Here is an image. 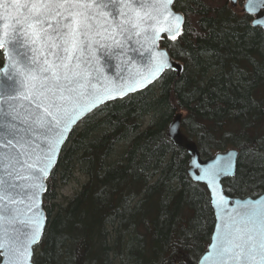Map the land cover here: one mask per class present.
I'll list each match as a JSON object with an SVG mask.
<instances>
[{"label": "trees", "instance_id": "1", "mask_svg": "<svg viewBox=\"0 0 264 264\" xmlns=\"http://www.w3.org/2000/svg\"><path fill=\"white\" fill-rule=\"evenodd\" d=\"M174 5L184 29L162 43L184 62L182 74L166 70L71 131L47 180L49 230L36 264H197L214 209L208 187L188 174L190 154L167 134L178 108L205 156L240 149L236 175L224 180L229 193L264 190V27L229 0ZM78 171L87 179L58 203V188Z\"/></svg>", "mask_w": 264, "mask_h": 264}, {"label": "snow or ice", "instance_id": "2", "mask_svg": "<svg viewBox=\"0 0 264 264\" xmlns=\"http://www.w3.org/2000/svg\"><path fill=\"white\" fill-rule=\"evenodd\" d=\"M172 2L135 0V5H125L129 15L123 24L117 25L121 31H135L137 36L144 33L146 42L150 40L153 45L152 49H145L150 67L149 75L142 80L158 76L165 68L167 53H160L157 60L154 51L160 34H171L173 41L180 34V23L172 24L169 20L172 16L177 21L182 20L180 15L171 12L169 6ZM253 3L264 8V0H253ZM88 8L89 5L82 0H10L8 7L5 0H0V9H4L0 19L12 22L3 24L5 29L11 27L15 35L16 25L22 27L34 21L29 27L37 40L46 37V47L62 48L64 53H54V61L45 60L43 66H38V75L29 67L26 70L29 73L27 87L19 96L9 95L0 104V258L4 264H31L33 246L42 238L45 218L41 194L47 191L45 179L50 175L57 156V145L61 143L65 130L63 125L70 119L67 105H78L89 87L91 73L80 65V58L76 56L80 51V34L84 33L89 40L99 36L102 40L115 41V36L103 34L108 29L88 14ZM45 24L54 35L43 27ZM3 46L0 42V49ZM16 71L15 64H12L3 73L11 78V72ZM128 90H134V86L129 85ZM106 91L119 96L125 94L119 86ZM25 103L27 110L23 108ZM22 112L25 115L22 116ZM231 167V161H225L219 167L208 166L204 175L197 179L207 178L210 184H214L218 177L228 175L227 170ZM258 203L226 213L222 233L211 244L213 251L209 253L214 256L216 264H264V206L257 207Z\"/></svg>", "mask_w": 264, "mask_h": 264}, {"label": "water", "instance_id": "3", "mask_svg": "<svg viewBox=\"0 0 264 264\" xmlns=\"http://www.w3.org/2000/svg\"><path fill=\"white\" fill-rule=\"evenodd\" d=\"M175 1L176 0H173L172 4L169 6L170 10L180 15L182 20L177 21L175 16L170 17L169 20L172 24L177 22L180 23L181 34L187 16L183 9H177L175 7ZM229 1L233 7L239 4V0ZM22 2H25V0H22ZM27 2H34V0H27ZM82 2L89 5L88 14L100 20V23L104 24L108 29V31L103 34L105 36H115V41L111 39L102 40L99 36H96L94 40H89L84 33L80 34V51L76 53V56L80 58L78 61L80 65L86 67L91 73L88 78L89 87L84 95L80 97L78 105H67L70 111V119H67L63 125L65 130L63 131L61 143L57 145V156L53 161L50 175L60 160L59 156L64 148L63 146L70 138L71 131L80 124L83 118L92 113V110L103 105V103L107 101L122 98L129 93L147 88L149 84L159 80L163 73L170 68L176 70L177 74L181 75L185 66L184 62L176 58L168 49L167 45L162 43V39H164L165 36L170 38L171 34L161 33L156 42L154 51L157 54V60L159 59L160 53H167L164 57L166 61L165 68L158 76L142 80V77H147L149 75L148 68L150 67L147 63L148 52L145 51V49H152L153 45L150 40L146 42L144 33L137 36L135 31H121L117 26L118 24H123L129 15V10L125 5L128 3L135 5V0H82ZM144 2L150 3L152 0H144ZM243 2L241 7L242 11L253 14L252 24L264 27V8L256 7L253 0H244ZM9 4L10 0H5V6L8 7ZM250 8L251 11L249 10ZM3 11L4 9H0V13ZM8 11L11 12V9L8 8ZM26 15L27 13L24 12V16ZM21 19H23V17H21ZM256 21H261V23L257 24ZM51 22L53 24L55 23L54 21ZM5 23L12 22L0 19V42L4 45L2 48L4 61L0 63V104H3L9 95L19 96L24 88L27 87L28 80L26 77L29 73L26 70L29 67H31L32 73L38 75V66H43L45 60L54 61V53L64 55L62 48L49 49L46 47L44 43L46 37L37 40V36L34 34L33 29L29 27V24H33L34 21H29L22 27L16 25L17 31L15 35H13V29L11 27L8 29L3 27ZM43 27L49 34L54 35L51 29L47 28V24L43 25ZM180 34L177 37H179ZM137 41H139V43ZM57 43H59L58 40ZM141 45H143V47ZM33 60H35V64L30 63ZM12 64H15L17 71L11 72V78H9L8 75L3 73V70L5 68H10ZM129 85H133L134 90H128ZM117 86L124 89L125 94L123 96L116 95L111 91H106V89H112ZM14 89H18L19 91H13ZM23 108L27 110L28 105L25 103ZM21 115H25V112H22ZM181 115L182 114L179 112L170 124L169 135L176 143L186 147L191 154L190 174L194 179L197 180V177H202L204 175V169L208 166L219 167L225 161H231L232 163V167L227 170L229 174L218 177L214 184H210L207 178L199 179L204 181L210 188L212 204L216 214V224L212 231L210 244L207 250L201 254L202 256L198 264H216L214 256H210L209 253L213 251L211 244L215 243L216 238L222 233L223 223L227 219L226 213H234L237 210H242L244 205H252L253 202L257 201L259 202L256 205L257 207L264 206V190L255 196L247 194L242 197L228 194L223 179L235 173L238 164V149L230 147V149L219 151L216 155L208 159H203L199 152L197 141L189 138L188 135L181 130ZM49 176L45 179L46 188L48 187L47 180ZM45 192L46 191L41 194V208L45 218L42 236L49 220V216H47V211L43 205ZM222 197L224 198L223 200H221ZM36 245L37 244L33 246L31 264H35L33 256ZM205 257H207V259H205ZM0 264H4L2 258L0 259Z\"/></svg>", "mask_w": 264, "mask_h": 264}, {"label": "bare ground", "instance_id": "4", "mask_svg": "<svg viewBox=\"0 0 264 264\" xmlns=\"http://www.w3.org/2000/svg\"><path fill=\"white\" fill-rule=\"evenodd\" d=\"M253 19V18H252ZM176 71V70H175ZM177 73V72H176ZM179 75V74H178ZM156 82V81H155ZM154 83V82H153ZM152 84V83H151ZM150 85V84H149ZM130 94V93H129ZM128 95V94H127ZM126 96V95H125ZM123 98V97H122ZM181 113L182 115H181V125H180V127H181V130H183V132H185L187 135H188V137L189 138H191V139H193L194 141H197V143H198V149H199V152L201 153V155H202V158L203 159H208L209 157H212V156H214V155H216L219 151H225V150H227V149H230V147H234V148H237L238 149V151H239V155H238V159H237V162H238V164H237V167H236V171H235V173L233 174V175H231V176H227V177H225L224 179H223V183H224V180L225 179H229V178H232V177H234L235 175H236V173H237V170H238V167H239V157H240V153H241V151H240V149L237 147V146H233V145H230L229 147H226V148H223V149H219L218 151H214L212 154H210V155H208V156H205L204 154H203V152H201V144H200V142L197 140V139H195V138H193L191 135H190V133L187 131V130H185V119H184V117H185V110L184 109H180V108H178L177 109V111H176V113L174 114V116H173V118H172V121L174 120V118H175V116L178 114V113ZM172 121L169 123V125H168V128H167V134H168V136H169V138L172 140V142H175L173 139H172V137L169 135V127H170V124L172 123ZM146 122V121H145ZM176 143V142H175ZM177 145H179L178 143H176ZM179 146H181V145H179ZM182 148H184V149H186L187 150V152L189 153V151H188V149L186 148V147H183V146H181ZM190 154V153H189ZM190 161H191V154H190V158H189V162H188V164H189V167H188V174H189V176H191V174H190V168H191V164H190ZM84 173V172H83ZM191 178L194 180V181H199V182H202V183H204L205 185H206V187H208V189H209V198H211V193H210V188H209V186H207V184L204 182V181H202V180H199V179H194V177L193 176H191ZM224 186H225V184H224ZM225 188H226V186H225ZM79 190V189H78ZM78 190H76L75 191V193L78 191ZM226 191L228 192V190H227V188H226ZM263 191V189L260 191V192H262ZM260 192H258V193H255V194H251V193H248V194H250V195H253V196H255L256 194H259ZM75 193H73L72 194V196L75 194ZM228 194H230L231 196L232 195H236V194H231V193H229L228 192ZM244 195H247V194H244ZM244 195H236V196H242V197H244ZM72 196H70L68 199H70ZM68 199L66 200V201H68ZM59 203V202H58ZM61 203H63V202H61ZM63 204H66V202L65 203H63ZM44 205V204H43ZM45 206V205H44ZM211 206H212V209H214V207H213V204H212V198H211ZM46 209V208H45ZM47 211V210H46ZM47 216H48V213H47ZM214 220H215V223H214V226H215V224H216V214H215V209H214ZM49 220H48V223H47V225H46V229H45V231H44V234H43V236H42V238H41V240H40V242L35 246V253H34V256H33V259L35 260V255H36V252H37V248L39 247V245H40V243L44 240L43 238L45 237V235L47 234V232H48V230H49ZM214 228V227H213ZM213 231V230H212ZM213 233V232H212ZM212 236V235H211ZM211 240V239H210ZM210 242V241H209ZM208 244H210V243H208ZM209 246V245H208ZM208 246H207V248H208ZM207 248L203 251V252H201V254L202 253H204L206 250H207ZM200 254V255H201ZM202 256V255H201ZM201 256L199 257V259L201 258ZM1 259V258H0ZM199 259H198V261H199ZM198 261H197V264H198ZM36 264V263H35Z\"/></svg>", "mask_w": 264, "mask_h": 264}, {"label": "rangeland", "instance_id": "5", "mask_svg": "<svg viewBox=\"0 0 264 264\" xmlns=\"http://www.w3.org/2000/svg\"><path fill=\"white\" fill-rule=\"evenodd\" d=\"M240 6H242V4ZM86 179H87V175L85 173L78 171L75 177L72 178L71 182L60 185V187L58 188L59 197L57 201L59 203L61 202L65 203L66 200L82 186L83 182Z\"/></svg>", "mask_w": 264, "mask_h": 264}]
</instances>
